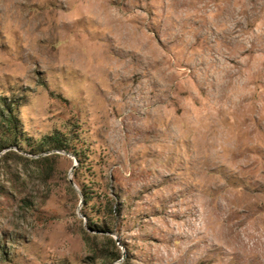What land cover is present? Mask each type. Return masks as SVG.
I'll use <instances>...</instances> for the list:
<instances>
[{
    "label": "rangeland",
    "instance_id": "obj_1",
    "mask_svg": "<svg viewBox=\"0 0 264 264\" xmlns=\"http://www.w3.org/2000/svg\"><path fill=\"white\" fill-rule=\"evenodd\" d=\"M2 99L86 153L0 152V264H264V0H0Z\"/></svg>",
    "mask_w": 264,
    "mask_h": 264
},
{
    "label": "trees",
    "instance_id": "obj_2",
    "mask_svg": "<svg viewBox=\"0 0 264 264\" xmlns=\"http://www.w3.org/2000/svg\"><path fill=\"white\" fill-rule=\"evenodd\" d=\"M17 105L18 102L16 100L11 102H8L7 99L0 100V152L8 150L10 147H16L33 156H41L52 152H66L75 156L80 163H83L86 150L85 143L81 142L79 139V134L75 133L73 130L64 134L55 132L50 136L44 137L42 140L34 142L23 132V124L16 111ZM1 106L3 108H1ZM13 155L18 156L16 152L9 151L5 160L11 158ZM46 160L49 159H42V161ZM91 190V187L84 185L83 202L86 205L95 199V197L92 196ZM89 208H91V211L96 212L95 214L86 213L90 231L96 234V237H106L103 236V233L109 232L112 227H115L116 222H113L112 219H117V214L120 213V209H114L113 205L106 208L105 210L110 215V220H108L104 218V216H101L103 212L100 206L95 205ZM111 242L114 244L113 240H111ZM3 255L5 256V253H3ZM99 258L103 264H113L121 259V256L118 252H112L108 248H102Z\"/></svg>",
    "mask_w": 264,
    "mask_h": 264
}]
</instances>
